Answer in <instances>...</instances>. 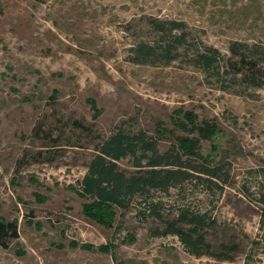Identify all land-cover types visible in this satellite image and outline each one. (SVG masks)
<instances>
[{"label": "rangeland", "instance_id": "obj_1", "mask_svg": "<svg viewBox=\"0 0 264 264\" xmlns=\"http://www.w3.org/2000/svg\"><path fill=\"white\" fill-rule=\"evenodd\" d=\"M148 16L184 21L191 48L264 47V0H0V219L15 220L17 233L0 245V264H263L264 85L219 89L181 48L167 62H133L137 41L154 42ZM177 108L219 127L207 140L192 136L202 155L226 161L227 180L220 190L183 182L148 199L163 217L182 206L206 213L198 255L173 235H152L162 225L136 199L104 228L76 194L101 138L116 129L158 135ZM161 138L163 149L172 138ZM70 240L114 247L99 253Z\"/></svg>", "mask_w": 264, "mask_h": 264}, {"label": "trees", "instance_id": "obj_2", "mask_svg": "<svg viewBox=\"0 0 264 264\" xmlns=\"http://www.w3.org/2000/svg\"><path fill=\"white\" fill-rule=\"evenodd\" d=\"M146 21L155 33L154 42L137 41L131 47L133 62L151 63V59L162 58L167 62L174 59L181 48L184 53L189 50L187 62L203 74L206 82H218L219 89L226 88L225 82L227 86L240 83L259 88L264 85V47L260 43L229 40L226 53L202 41L191 48L192 41L185 31L184 21L152 16L146 17ZM173 112L176 116L170 119L172 127L159 129L158 135L143 130L116 129L101 138L77 182L76 194L84 199L82 214L104 228H112L118 212L126 211L136 199L142 205V212L146 208L162 225L154 227L152 235H173L188 254L198 255L205 247L206 213L182 206L173 211L172 217H163L158 210L160 201L148 198L151 191L166 193L183 182L220 190L227 180L226 161L214 159L211 153L202 155L198 140L192 136L195 132L207 140L215 135L219 127L213 121L203 119L199 125L192 111L177 108ZM164 131L172 139L160 149L159 141ZM122 160L128 168L120 167ZM256 172L262 178L257 201L261 205L260 228L263 231L259 240L264 244V166L258 167ZM15 222L0 219L1 246H6V238L17 237ZM128 239L132 240V236L127 234L123 240ZM67 246L99 253H111L114 247L110 242L93 245L74 240Z\"/></svg>", "mask_w": 264, "mask_h": 264}]
</instances>
